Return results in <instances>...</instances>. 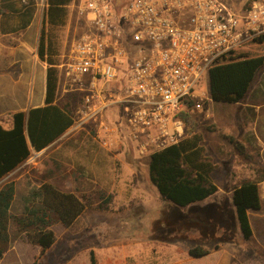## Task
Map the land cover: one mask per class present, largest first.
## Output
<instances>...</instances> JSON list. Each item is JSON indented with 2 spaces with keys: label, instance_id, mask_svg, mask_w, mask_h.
<instances>
[{
  "label": "rangeland",
  "instance_id": "rangeland-1",
  "mask_svg": "<svg viewBox=\"0 0 264 264\" xmlns=\"http://www.w3.org/2000/svg\"><path fill=\"white\" fill-rule=\"evenodd\" d=\"M221 1L239 13L255 0ZM78 4L79 0L74 7H69L66 25L56 31L60 77L58 98L61 104H70L76 120L83 95L80 90L75 91L78 86H70L61 65L72 43L85 31V21L78 14ZM40 8L42 12V5ZM198 89L209 99L205 104L208 114L194 117V133L202 136L206 154L216 166L212 175L220 189L216 195L191 209L180 210L166 204L150 181L149 157L139 154L138 143L131 138L128 125L122 124L123 107H113L104 118L110 128L111 147L102 146L98 126L89 124L71 132L69 140L65 138L40 157H31L25 166L36 183L49 180L63 191L74 192L82 198L87 206L86 213L71 228L59 222L52 226L56 243L47 257L39 259L40 247L22 238L4 255L0 264H90L91 250L96 252L100 264H131L133 239L152 242L174 238L178 234L187 239L188 246L194 242L208 246L216 243L227 250L233 247L235 239L244 244L242 237L237 235L241 230L230 204L232 189L243 181H263L264 150L254 144H250L251 147L246 145V128L251 129L246 123V99L236 105L210 101L209 76L202 79ZM259 95L263 97L257 99H264V69L257 75L247 102ZM261 111L264 114V108ZM8 126L7 119H4V127ZM113 144L118 146L117 150L113 149ZM100 149L111 156L109 160L114 179L104 176L102 181H97L91 173L90 160H101ZM115 156L118 157L115 159ZM260 192L264 201V187ZM108 196H111L109 202ZM215 211L225 214L231 230L226 232L213 219ZM251 218L256 244L248 245L257 248L258 241L262 239L259 212L251 211ZM146 255L145 252L143 259Z\"/></svg>",
  "mask_w": 264,
  "mask_h": 264
},
{
  "label": "built area",
  "instance_id": "built-area-1",
  "mask_svg": "<svg viewBox=\"0 0 264 264\" xmlns=\"http://www.w3.org/2000/svg\"><path fill=\"white\" fill-rule=\"evenodd\" d=\"M78 14L85 31L61 65L83 95L73 128L97 125L109 148L104 118L122 106L142 157L189 137L188 116L208 114L202 79L220 57L264 34V0L239 13L221 0H79Z\"/></svg>",
  "mask_w": 264,
  "mask_h": 264
},
{
  "label": "trees",
  "instance_id": "trees-1",
  "mask_svg": "<svg viewBox=\"0 0 264 264\" xmlns=\"http://www.w3.org/2000/svg\"><path fill=\"white\" fill-rule=\"evenodd\" d=\"M72 1L47 0L38 47L40 59L48 64L45 106L13 114L10 129L0 124V180L29 160L34 151L46 149L74 125L70 104L58 101L56 36V31L66 25ZM36 8L35 0L21 1L20 8L15 10L21 17V30L31 24ZM3 14L0 10V15ZM263 69L264 34L213 64L210 90L214 103H243ZM187 120L192 135L179 144L152 153L148 162L150 181L162 200L180 210L191 209L220 190L212 176L216 166L206 154L202 136L194 133L196 121L189 116ZM109 201L111 196L107 197ZM230 204L242 239L249 243L253 238L250 212L263 207L259 182L243 181L234 186ZM86 211L85 202L74 192L63 191L45 179L36 183L30 173L6 183L0 189V261L22 238L40 247L39 259L47 257L56 243L52 226L59 222L71 228ZM189 254L191 260L182 264H217L222 252L219 245L211 249L198 244L190 248ZM90 264H100L94 250L90 251Z\"/></svg>",
  "mask_w": 264,
  "mask_h": 264
},
{
  "label": "crops",
  "instance_id": "crops-1",
  "mask_svg": "<svg viewBox=\"0 0 264 264\" xmlns=\"http://www.w3.org/2000/svg\"><path fill=\"white\" fill-rule=\"evenodd\" d=\"M21 1L24 0H0V10L4 13L0 15V124L4 127V119H7L9 126L6 129H10L12 126L13 114L20 111L28 113L33 108L43 107L46 99L48 64L40 59L38 47L47 0H42V2L36 0L37 8L32 22L22 30L20 29L21 17L15 12L20 8ZM77 1L73 0L69 7H74ZM250 97L251 91L246 98V123L251 126V129L246 128V145L251 147L250 144H254L264 150V114L261 111L264 108V99H257V97H263L259 95L254 97L251 102H247ZM249 108H252L253 111ZM261 114L263 115L261 116ZM73 131L74 128H70L46 149L41 152L34 151L31 157L38 158L65 138L69 140L70 133ZM113 149L117 150L118 146L113 144ZM89 151L93 152L91 149ZM99 155L101 160L98 162L90 160L91 173L97 181L103 179L104 176L107 179L109 177L114 179L115 174L109 160L111 159L110 154L100 149ZM27 161L0 180V189L6 183L17 180L29 172L25 168L28 165ZM259 186L260 190L264 187V180L259 183ZM258 212L262 239L258 241L257 248L249 247L253 243L256 244L254 229L253 238L249 243L243 241L244 244H242L235 239L233 247L227 250L222 249L216 243L208 246L201 242H194L188 246L187 239L181 234L174 238L153 240V245L150 240L136 238L131 241V264H182L191 260L189 250L198 244L211 249L213 246L219 245L222 255L217 264H264V201L262 209ZM212 216L227 232L228 222L222 217V213L215 211ZM233 219L234 216L231 220L233 221ZM250 220H252L251 212ZM237 235L239 238L242 237L241 233ZM145 252L147 253L146 259H143Z\"/></svg>",
  "mask_w": 264,
  "mask_h": 264
}]
</instances>
